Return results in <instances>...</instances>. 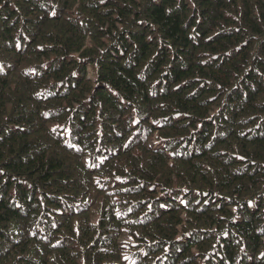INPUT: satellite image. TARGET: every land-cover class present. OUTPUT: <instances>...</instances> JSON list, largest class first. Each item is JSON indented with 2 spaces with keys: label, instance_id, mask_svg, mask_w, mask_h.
<instances>
[{
  "label": "trees",
  "instance_id": "16d2710c",
  "mask_svg": "<svg viewBox=\"0 0 264 264\" xmlns=\"http://www.w3.org/2000/svg\"><path fill=\"white\" fill-rule=\"evenodd\" d=\"M0 264H264V0H0Z\"/></svg>",
  "mask_w": 264,
  "mask_h": 264
}]
</instances>
